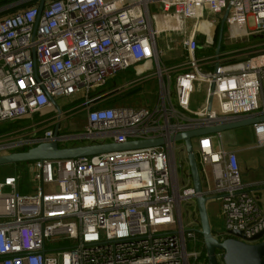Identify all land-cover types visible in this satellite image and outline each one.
Returning a JSON list of instances; mask_svg holds the SVG:
<instances>
[{"label": "built area", "instance_id": "2783aa9c", "mask_svg": "<svg viewBox=\"0 0 264 264\" xmlns=\"http://www.w3.org/2000/svg\"><path fill=\"white\" fill-rule=\"evenodd\" d=\"M39 1H19L3 10L32 4L0 17V127L30 121L0 132V155L53 140L62 147L165 143L27 163L31 189L20 172L0 179V264H205L196 211L182 214L183 206L195 209L199 195L220 203L219 241L228 231L246 243L264 236V180L242 181L237 152L226 148L222 133L193 141L200 194L184 146L169 140L264 113V40L254 42L264 36V0H44L40 11ZM227 7L226 48L216 58ZM151 66L155 72L145 75ZM131 69L138 78L94 94ZM150 79L158 88L153 108L104 106ZM197 88L203 100L195 112ZM62 98L82 101L76 105L87 115L83 132L58 129L54 137L45 127L52 99L61 111L54 110L55 125L74 112L62 111ZM251 129L264 169V122Z\"/></svg>", "mask_w": 264, "mask_h": 264}, {"label": "water", "instance_id": "95a60500", "mask_svg": "<svg viewBox=\"0 0 264 264\" xmlns=\"http://www.w3.org/2000/svg\"><path fill=\"white\" fill-rule=\"evenodd\" d=\"M44 0L39 1L38 10L42 9ZM229 7L224 11L218 26V34L215 46V56L221 49L225 20L228 14ZM53 109L58 114L61 113L56 101L51 100ZM212 104V98L209 99V107ZM264 122V113L245 117L233 121L222 122L214 125L197 128L182 133L172 135L169 140L174 143H181L184 146L187 167L191 179V185L194 191L198 194L201 193L200 171L193 149V141L196 138L223 133L239 128L251 127L254 124ZM59 126L55 125L53 129L54 137L58 134ZM163 139H150L140 141H128L122 144L115 143H85L80 145H70L62 147L53 140L50 142L39 143L26 151H18L5 155H0V167L25 164L36 161H55V160H75L80 158H87L101 154H107L117 151H125L132 149H141L149 147H159L164 145ZM264 191V188H263ZM210 199L199 195L195 198L192 206L196 209L199 230L198 234L202 238L203 247L205 250L206 264H264V236L259 234L246 242L241 241L243 238L237 231H228L224 239L219 241L214 237V232L211 229L207 211L206 203ZM221 253L218 259L217 254Z\"/></svg>", "mask_w": 264, "mask_h": 264}, {"label": "rangeland", "instance_id": "374dc122", "mask_svg": "<svg viewBox=\"0 0 264 264\" xmlns=\"http://www.w3.org/2000/svg\"><path fill=\"white\" fill-rule=\"evenodd\" d=\"M261 37L257 38L254 42L263 41L264 36ZM161 60L165 61V57L162 56ZM176 63L177 61L171 60L167 64L173 65ZM154 72L155 70L151 66L150 69L144 74L148 75V74H153ZM136 78H138V76H136L134 73V76L130 79L133 80ZM124 79H125V73L124 72L119 73L118 76L113 78L112 81L110 80L111 83L110 87H114V89L119 88L124 83ZM131 91L132 92H129L128 94L122 97H119V95H117L118 99L114 104V107L130 108V109H144V108L154 107L158 94L157 82L154 79H150L148 82H145L137 86L135 89ZM72 99L62 98V99H58L57 101L60 107H64L66 105V107L62 109V111L66 109L74 111V112H70L67 118L65 117V115H62V119L59 125L60 134H78L83 132L87 126V115L85 110L77 109L79 105L77 106L74 103L71 104L70 102L72 101ZM202 100L203 99L201 97V89L197 88L192 95L191 111L196 112L197 108H199V106L202 104ZM214 108L216 107L214 106ZM251 131H252L251 127H246V128H239L230 131H225L222 133L223 141L227 149L233 150L234 148H238L237 145L242 146V148L248 149L245 150L244 152L238 153L237 155L239 158L238 162L241 173V179L243 182L246 183L264 179V170L262 167L261 152L259 149L255 148V140L252 137ZM193 147L195 148V143H193ZM26 168H27L26 164L15 170L10 165L2 166L0 167V179L4 176L14 175L17 172H20L21 176H24V180L27 181V185L31 189L32 183L28 181L27 178L28 172L25 171ZM180 173L181 171L179 169V174ZM263 198H264V191H263ZM193 211L196 210L192 209L191 207L188 208L187 210V208L183 206L182 207L183 219L186 218V212H189L190 213L189 216H191V214H193ZM206 211L212 231L213 232L224 231V220L220 216L219 201L209 200L206 203ZM195 214L196 215L194 220L198 222L197 212Z\"/></svg>", "mask_w": 264, "mask_h": 264}, {"label": "crops", "instance_id": "0c3cea01", "mask_svg": "<svg viewBox=\"0 0 264 264\" xmlns=\"http://www.w3.org/2000/svg\"><path fill=\"white\" fill-rule=\"evenodd\" d=\"M217 40V39H216ZM125 73V79H124V82L126 81V80H129L130 78H132L133 76H134V71H133V69H131V70H127V71H125L124 72ZM118 76V75H117ZM113 80V79H112ZM111 80V81H112ZM109 84V86H108V84ZM106 83V85L105 86H103L102 88H100V89H98L94 94H98V95H103V94H107V93H109V92H111L112 90H114V87H110V85H111V83H110V81H108ZM132 92V91H131ZM126 94H128V93H125V94H122V95H119V97H122V96H125ZM113 97H118V96H113ZM112 97V98H113ZM112 98H110V99H112ZM110 99H107L105 102H104V106L106 105V106H112V107H114V104L116 103V101L115 102H113V103H111V104H106V103H108V101L110 100ZM118 99V98H117ZM79 101H81V100H77V99H72V101L70 102V103H74V104H80L81 102H79ZM66 106V105H65ZM55 116H56V113L54 112V110H51V111H48L45 115H44V119L45 120H48V122H47V124L45 125V127H48V128H50V127H52L51 129H54V127H55V124H56V118H55ZM34 119H39V117L37 116L36 118H34ZM29 123H30V121H28V123H26L25 125H29ZM9 124V123H8ZM24 125V126H25ZM59 125H60V123H59ZM80 144H85V143H73V144H71V145H80ZM68 146H70V145H68ZM238 146V148H234L233 150H235L236 152H237V155H238V153H241V152H244L245 150H248V149H245V148H242V146H240V145H237ZM238 161H239V158H238ZM264 170V169H263ZM262 180H264V179H262ZM257 181H260V180H257ZM253 182H255V181H253ZM247 183H252V182H247ZM21 190V189H20ZM216 219V218H215Z\"/></svg>", "mask_w": 264, "mask_h": 264}, {"label": "trees", "instance_id": "16d2710c", "mask_svg": "<svg viewBox=\"0 0 264 264\" xmlns=\"http://www.w3.org/2000/svg\"><path fill=\"white\" fill-rule=\"evenodd\" d=\"M19 1H22V0H0V17L3 16V15H5V14L14 13L18 9H20L21 7H24V6H27V5L32 4V3H27V4L22 5V6H16V7L10 8V9L3 10L4 8H6V7L10 6V5H13V4H15V3L19 2ZM1 10H3V11H1ZM225 48H226V45L223 42L222 45H221V50L223 51ZM208 51H209V53L211 52V50H208ZM108 86H109V84H108ZM116 100H117V98L116 97L115 98L113 97L106 104L107 105L108 104H111V103L115 102ZM79 102H82V101H79ZM36 117L37 116H35L34 118H36ZM28 121L29 120H23V121L12 122V123H9L7 125L5 124L4 126L0 127V132L1 131H6V130H9V129H14V128L18 127V126L25 125L26 123H28ZM26 150L27 149H24L22 151H26ZM25 164H27V163H25ZM25 164H23V163L22 164H14V165H10V166H12L14 168V170H15V169H17L19 167H22ZM4 177H6V176H4ZM4 177H2L1 179H3ZM21 192H23V191H21ZM198 237H199V239L201 240V243H202L201 236L198 235ZM200 246H201L200 251H201V254H202V258L204 259V261H205L204 263L206 264V257H205V250H204V247H203V243ZM197 247L199 248V245H197Z\"/></svg>", "mask_w": 264, "mask_h": 264}]
</instances>
